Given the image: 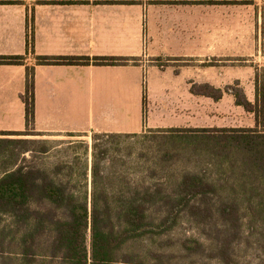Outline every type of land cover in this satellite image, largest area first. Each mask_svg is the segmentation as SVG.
Segmentation results:
<instances>
[{
	"label": "trees",
	"instance_id": "16d2710c",
	"mask_svg": "<svg viewBox=\"0 0 264 264\" xmlns=\"http://www.w3.org/2000/svg\"><path fill=\"white\" fill-rule=\"evenodd\" d=\"M60 63L77 61L38 59L39 65ZM24 64V57H0V65ZM199 88L191 93L216 102L233 96L237 107L254 114L256 127L160 131L166 151L137 183L119 172L103 180L102 173L118 150L109 145L139 135L96 134L91 201L84 182L65 181L64 167L48 174L21 166L16 150L22 141L0 139V264H264L263 99L257 93L253 103L238 87ZM22 99L27 130L0 136H25L33 127L34 68L27 69ZM161 173L168 175L164 181L148 183ZM185 223L192 233L180 235Z\"/></svg>",
	"mask_w": 264,
	"mask_h": 264
},
{
	"label": "crops",
	"instance_id": "0c3cea01",
	"mask_svg": "<svg viewBox=\"0 0 264 264\" xmlns=\"http://www.w3.org/2000/svg\"><path fill=\"white\" fill-rule=\"evenodd\" d=\"M109 1L0 4V57L25 58L24 65H0V103L24 105L27 69L34 68L35 120L30 129L35 134H141L181 128L187 122L164 106L146 118L144 103H204L206 97L191 93L192 85L205 83L203 49L187 46L202 45V39L182 31L194 19L198 27V14L202 22L198 2L204 0ZM39 58H72L77 63L39 65ZM99 59L127 63L100 65ZM163 59L169 66L158 64ZM218 83L206 80L211 86ZM85 103L113 104L112 109L100 108L91 125L92 114L89 124L84 117ZM124 103L135 106L131 111ZM25 116L24 125L3 132H25Z\"/></svg>",
	"mask_w": 264,
	"mask_h": 264
},
{
	"label": "rangeland",
	"instance_id": "374dc122",
	"mask_svg": "<svg viewBox=\"0 0 264 264\" xmlns=\"http://www.w3.org/2000/svg\"><path fill=\"white\" fill-rule=\"evenodd\" d=\"M208 1L214 5L208 4ZM171 2L168 1L169 4ZM179 2L187 3L188 0ZM198 4L202 5V22L198 14V27L195 28L194 19L193 22H188L187 27L182 28V31L189 38L193 35L198 41L202 39V45L188 43L187 46H193L194 49L197 46L198 50L202 46L204 85H206V80H218V86L213 85L215 88H241L253 103L257 93H260L263 99V106L260 105L262 107L260 108V120L263 128L260 130H264V0H204ZM201 23L202 27L199 26ZM158 62H160L159 65L169 66L167 59ZM199 86L201 85H192L191 89L195 87L200 89ZM183 95L188 96V92H181L182 97ZM112 104L85 103L86 123L89 124V116L92 114L91 125H93V115L97 121L100 108H111ZM124 104L131 111L135 106V103ZM161 106L177 112L182 120L187 122V125L181 128L248 129L256 127L254 114L237 107L234 98L226 94L219 103L206 98L204 103H144L146 118L151 115L152 110H159ZM24 112L23 103H0V132L21 126L24 121ZM195 118H197V124H195ZM138 125L141 126L139 118ZM163 130L166 129H148L134 138H121L119 142L110 144L109 146L114 149L117 147L118 150L113 151L109 160L103 164L105 167L102 173L103 180L107 179V176H113L111 174L115 172H119L124 180L132 183H137L142 177H148V171L155 169V159L162 157L166 151L164 147L160 148L162 136L156 134ZM95 135L43 136L35 134L30 129L28 135L0 136V139L22 141L16 150L21 166L48 174H52L58 166L64 167V173L68 174L65 181L84 182L91 201L93 138ZM182 166L184 164L180 165ZM192 166L185 164L184 168H194V165ZM71 171H73V177H69ZM85 173L86 176H84ZM167 177L168 175L161 173L152 180L148 179V183H161ZM190 233H192L191 227L185 223L179 234L189 235Z\"/></svg>",
	"mask_w": 264,
	"mask_h": 264
}]
</instances>
